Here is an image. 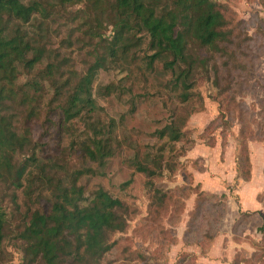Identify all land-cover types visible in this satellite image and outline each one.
I'll return each mask as SVG.
<instances>
[{
  "label": "rangeland",
  "instance_id": "obj_1",
  "mask_svg": "<svg viewBox=\"0 0 264 264\" xmlns=\"http://www.w3.org/2000/svg\"><path fill=\"white\" fill-rule=\"evenodd\" d=\"M44 1L57 4L56 0ZM213 1L224 12L233 37L227 50L215 56L188 45V56L200 57L206 64L196 71L187 102L182 101L181 88L174 85L162 62L148 64L151 53L144 38L127 53L109 57L104 47H97L99 39L90 40L84 34L87 19L81 13L82 6L58 10L44 22L43 55L56 56L54 62L63 63L65 78L70 71L76 79L84 76L97 54L104 56L105 67L95 75L91 106L67 125L66 132L57 103L51 105L54 111L48 109L53 99L48 82L43 83L41 92H29L37 99L34 106L40 117L25 123V113L19 108L14 124L18 131L29 128L39 161L36 166L43 167L45 176H55L63 188L75 182L85 199L103 189L122 203L120 215L127 222L126 230L109 237L115 246L100 264H194L184 256L198 252L201 238L213 229L211 224L218 216L221 220L228 199L221 200L224 194L207 190L215 191L214 185L203 190V182L214 183L221 165L231 162L225 154L228 144L236 145L234 160L238 159L245 177L251 170L248 145L264 142V0ZM103 24L105 42L112 33L105 21ZM45 66L46 62L31 75H22L19 86L31 82ZM95 125L103 128L100 140L108 154L98 163L85 153L93 136L91 126ZM171 129L179 135L177 143L169 140ZM161 149L164 169L151 180V187L135 165L152 166ZM31 153V148L24 149L15 156L14 164L22 165ZM260 160L262 157L256 165ZM28 172L34 177L40 174L38 168L30 167L24 181ZM23 184L20 190L0 188L6 218L5 264H24L18 236L30 212L49 216L54 211L51 193L45 187L34 184L29 196L25 193L27 184ZM233 187L225 186L230 192ZM64 264L71 262L65 259Z\"/></svg>",
  "mask_w": 264,
  "mask_h": 264
},
{
  "label": "trees",
  "instance_id": "obj_2",
  "mask_svg": "<svg viewBox=\"0 0 264 264\" xmlns=\"http://www.w3.org/2000/svg\"><path fill=\"white\" fill-rule=\"evenodd\" d=\"M56 3L44 0H0V188L5 191L11 188L20 190L25 182V193L30 196L33 185L39 183L46 192L51 193L53 215L48 216L37 210L30 212L29 220L18 236L23 244L24 264H64L65 259L71 264H100L115 246L109 237L126 230L127 222L120 215L123 213L122 203L103 189L97 190L90 199H85L83 191L75 182L63 188L60 181H55V176H45L43 167L36 166L39 161L35 158L36 146L29 128L18 131L14 124L18 120L16 114L19 108L21 112H27L26 116L23 115L25 123L40 117L34 106L37 99L30 96L29 92H41L43 83L48 82L53 91L48 109L54 111L51 105L57 103L56 110L62 116L66 132L67 125L81 117L91 106V87L95 75L105 67L104 56L97 54L94 64L84 76L76 79V74L70 71L65 78L63 63H55L56 56L43 55L45 45L41 41L44 40L42 34L46 33L44 22L58 10L82 6L81 13L87 19L84 34L90 40L99 39L97 47H104L109 57H113L116 52L127 53L130 47L140 45L144 38L151 53L147 56L148 64L156 60L163 63L165 71L172 75L174 85L181 88L183 102L188 101L196 71L203 70L206 64L200 57L188 56V45H196L215 56L227 50L233 32L224 12L213 0H56ZM103 21L112 33V38L105 42L103 31L106 27ZM65 44L70 47L69 42ZM44 62L46 66L36 78L19 86L22 75H31ZM91 127L93 136L85 153L90 161L98 163L108 156L107 147L100 140L103 128L98 125ZM164 136L162 132L161 138ZM179 139L177 132L171 129V143H177ZM241 145L242 142L238 146ZM26 148H31V156L22 165L16 166L15 156ZM159 152L152 159V166L141 163L135 165L138 173L146 175L151 187L154 185L151 180L161 176L164 169L163 149ZM247 162L250 167L249 160ZM30 167L38 168L40 174L34 177L28 172V179L24 181V173ZM236 170L238 177L249 178L250 171L243 177L237 163ZM220 199L225 200L226 196L221 195ZM219 218L211 224L213 229L201 238L202 246H197L201 253L208 251L214 241L219 229ZM247 218L242 217L240 223ZM5 224V212L0 205V264H5L2 249ZM193 255L186 254L184 258H190L194 264H198L197 256ZM185 259L183 263L187 262Z\"/></svg>",
  "mask_w": 264,
  "mask_h": 264
},
{
  "label": "crops",
  "instance_id": "obj_3",
  "mask_svg": "<svg viewBox=\"0 0 264 264\" xmlns=\"http://www.w3.org/2000/svg\"><path fill=\"white\" fill-rule=\"evenodd\" d=\"M248 147L251 165L248 179L238 177V159L234 160L236 145L228 144L225 154L230 155L231 162L221 165L220 176H216L214 183L207 179L202 184L203 190L206 185L207 188L214 185L215 191L207 190L224 194L228 199L208 251L194 252L198 264H264V142H250ZM257 157L263 159L258 165ZM233 185L232 192L226 190L225 186ZM245 216L248 218L240 223Z\"/></svg>",
  "mask_w": 264,
  "mask_h": 264
}]
</instances>
